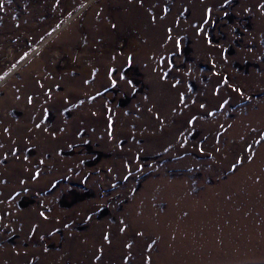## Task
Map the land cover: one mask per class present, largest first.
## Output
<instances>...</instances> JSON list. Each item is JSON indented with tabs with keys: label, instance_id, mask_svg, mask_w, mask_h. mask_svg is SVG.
Listing matches in <instances>:
<instances>
[{
	"label": "rangeland",
	"instance_id": "1",
	"mask_svg": "<svg viewBox=\"0 0 264 264\" xmlns=\"http://www.w3.org/2000/svg\"><path fill=\"white\" fill-rule=\"evenodd\" d=\"M0 264H264V0H0Z\"/></svg>",
	"mask_w": 264,
	"mask_h": 264
},
{
	"label": "snow or ice",
	"instance_id": "2",
	"mask_svg": "<svg viewBox=\"0 0 264 264\" xmlns=\"http://www.w3.org/2000/svg\"><path fill=\"white\" fill-rule=\"evenodd\" d=\"M181 99H183V97H181ZM201 107H203V105H201ZM37 127H39V125H37ZM5 131H7V129H5ZM41 215H43V213H41ZM105 239H107V237H105Z\"/></svg>",
	"mask_w": 264,
	"mask_h": 264
}]
</instances>
